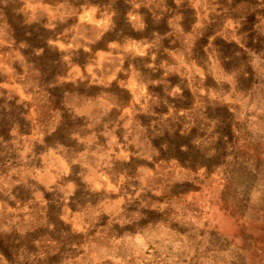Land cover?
Wrapping results in <instances>:
<instances>
[{
	"label": "clouds",
	"instance_id": "obj_1",
	"mask_svg": "<svg viewBox=\"0 0 264 264\" xmlns=\"http://www.w3.org/2000/svg\"><path fill=\"white\" fill-rule=\"evenodd\" d=\"M122 2L0 0V264H264V0Z\"/></svg>",
	"mask_w": 264,
	"mask_h": 264
},
{
	"label": "rangeland",
	"instance_id": "obj_2",
	"mask_svg": "<svg viewBox=\"0 0 264 264\" xmlns=\"http://www.w3.org/2000/svg\"><path fill=\"white\" fill-rule=\"evenodd\" d=\"M169 3L171 4V0H169ZM117 8H118V11L121 13L120 18L117 20L118 28L119 27H124L125 31L127 32V27H126V25L123 24V12L126 10V6L123 4L122 0H120V3L117 4ZM185 15H186V27H187L188 22H190V20H191L192 13L189 11V12H186ZM10 19H12V17H10ZM19 19H20L19 17L15 18L17 23L19 22ZM152 27H153L152 22L149 21V31L152 29ZM159 27H160L161 31L165 30V26H164L163 23ZM23 31H24L23 29L17 27V33H18V35L20 37L23 36ZM46 35H47L46 33H43L42 30H40L39 32L33 34L32 38H31V40L29 42L33 46H42L43 40L42 39H38V37H42V36H46ZM110 38H112L111 35L106 37L105 39H110ZM218 43H219V41H218ZM99 46L102 47L103 44H101ZM232 47H234V46H232ZM54 58H55L54 55H51V54H49L46 51L45 52V56L43 58H41L40 63L42 65H46L48 60L54 59ZM157 91H159V90L157 89ZM77 195H79V193ZM51 218L54 219V217H51ZM261 239H264V236H262Z\"/></svg>",
	"mask_w": 264,
	"mask_h": 264
}]
</instances>
